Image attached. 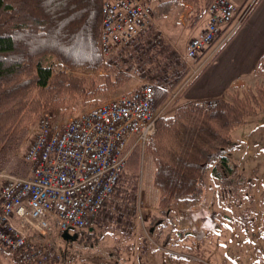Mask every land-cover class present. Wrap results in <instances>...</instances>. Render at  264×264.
Returning a JSON list of instances; mask_svg holds the SVG:
<instances>
[{
	"label": "trees",
	"instance_id": "obj_1",
	"mask_svg": "<svg viewBox=\"0 0 264 264\" xmlns=\"http://www.w3.org/2000/svg\"><path fill=\"white\" fill-rule=\"evenodd\" d=\"M210 1L205 0L206 7ZM100 10L101 0H0V170L20 134L42 112L106 96L129 79L124 71L106 72L102 82L94 77L112 68L99 53ZM188 71L174 69L159 79L156 109L165 104ZM254 72L264 77V54ZM237 93H231L230 99H217L214 106L188 101L157 119L145 151L151 154L152 185L159 192L161 210L201 196L207 172L228 194L236 191L243 177L229 158L236 146L231 133L245 123L246 115L255 114L260 101L264 103V87L247 89L242 98ZM140 161L141 151L136 147L126 161L125 172L130 177L138 174ZM76 232L75 241L97 242L93 232Z\"/></svg>",
	"mask_w": 264,
	"mask_h": 264
},
{
	"label": "built area",
	"instance_id": "obj_2",
	"mask_svg": "<svg viewBox=\"0 0 264 264\" xmlns=\"http://www.w3.org/2000/svg\"><path fill=\"white\" fill-rule=\"evenodd\" d=\"M159 0H101L98 48L101 59L131 46L155 25L153 5ZM238 7L231 0H211L207 22L186 44L181 61L197 60L178 89L156 109L155 84L139 83L127 94L110 97L69 119L55 124L44 113L26 149L25 173L0 170V246L16 264H61L62 234L92 229L106 201L117 189L131 151L152 141L156 121L187 83L216 56L245 18L234 23ZM160 33L146 42H160ZM216 99L201 100L214 106ZM140 191V190H139ZM138 199V215L141 213Z\"/></svg>",
	"mask_w": 264,
	"mask_h": 264
},
{
	"label": "rangeland",
	"instance_id": "obj_3",
	"mask_svg": "<svg viewBox=\"0 0 264 264\" xmlns=\"http://www.w3.org/2000/svg\"><path fill=\"white\" fill-rule=\"evenodd\" d=\"M157 33H160V42L147 48L146 42ZM184 39L185 35L180 40L173 39L171 33H165L161 26H152L147 35L140 38L138 47L126 48L123 58L114 62L112 68L107 64L109 71L104 69L94 77L97 82H102L105 72L112 75L116 71H124L130 76L125 84L133 89L144 80L156 84L174 69L189 70L196 63L197 60L181 61L180 56L187 44ZM58 67L62 69L60 65ZM74 74L83 75L80 72ZM261 78L251 86L234 91L242 98L243 91L264 87V77ZM121 88L115 89L111 95L42 112L36 122L20 134V140L3 169L25 173L23 156L44 113H51L55 124L63 125L110 97L128 93H120ZM182 101L180 93L164 116L170 115ZM263 117L264 103L260 101L255 114L246 115L245 123L231 133L236 146L230 151L229 158L243 177L232 195L215 185L207 172L206 187L201 196L190 201H176L170 205L169 211L161 210L158 206L159 192L152 185L151 154L143 150L138 174L130 177L124 171L117 189L106 201L92 229L87 230L96 234L97 242H66L61 264H264ZM139 193L141 213L142 208L145 211L141 216L137 210ZM0 264L15 263L8 254L0 253Z\"/></svg>",
	"mask_w": 264,
	"mask_h": 264
},
{
	"label": "crops",
	"instance_id": "obj_4",
	"mask_svg": "<svg viewBox=\"0 0 264 264\" xmlns=\"http://www.w3.org/2000/svg\"><path fill=\"white\" fill-rule=\"evenodd\" d=\"M231 1L238 7L234 23L246 12L245 18L232 37L217 51L214 59L184 87L181 92L182 103L229 99V94L234 90L246 88L262 79L254 71L264 54V0ZM153 12L155 25L161 26L165 33H171L173 39L180 40L185 35V42L197 36L207 22L205 0H198L196 3L189 0H159L153 5ZM196 13L200 15L199 18L195 17ZM126 51L124 48L112 54L108 59V66L123 58ZM186 77L187 75L183 77L179 85ZM121 87L120 93L133 89L125 83ZM0 253L8 254L14 262L12 256L1 246ZM4 258L6 259L5 255Z\"/></svg>",
	"mask_w": 264,
	"mask_h": 264
},
{
	"label": "water",
	"instance_id": "obj_5",
	"mask_svg": "<svg viewBox=\"0 0 264 264\" xmlns=\"http://www.w3.org/2000/svg\"><path fill=\"white\" fill-rule=\"evenodd\" d=\"M62 237L67 242H72L77 238V232L70 233L68 230H65L62 234Z\"/></svg>",
	"mask_w": 264,
	"mask_h": 264
}]
</instances>
